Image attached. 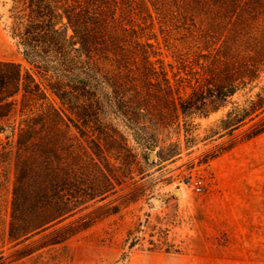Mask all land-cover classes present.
<instances>
[{"label": "rangeland", "instance_id": "1", "mask_svg": "<svg viewBox=\"0 0 264 264\" xmlns=\"http://www.w3.org/2000/svg\"><path fill=\"white\" fill-rule=\"evenodd\" d=\"M9 6L10 0H0V60L27 69L8 34ZM119 12L126 40L134 42L129 47L146 52L156 69L166 70L171 90L152 85L106 91L103 136L94 134L92 125L81 128L72 117L71 151H60L57 167L73 168L87 186L109 190L101 201H89L86 209L19 243L8 235L19 154L16 138H7L8 130L0 134V264H264V133L244 139L264 113L235 129H211L264 86V65L246 87L240 84L232 93L229 85L232 78L250 75L247 67L257 60L250 56L264 43V16L250 37L233 41L207 38L203 30L211 24L208 18L184 21L171 1L156 12L131 0ZM118 96L124 105L137 102L166 143L180 144L173 161L154 166L155 151L149 159L140 156L116 115V103L111 106ZM180 104L188 108V118ZM123 137L130 153L118 149ZM186 139L196 141L187 146ZM231 144L235 146L225 151ZM138 165L143 177L137 174ZM151 224L165 231L168 247L152 248L147 234ZM18 226L17 232L25 228L20 222ZM129 230L133 234L128 238ZM54 240L60 243L51 244Z\"/></svg>", "mask_w": 264, "mask_h": 264}, {"label": "trees", "instance_id": "2", "mask_svg": "<svg viewBox=\"0 0 264 264\" xmlns=\"http://www.w3.org/2000/svg\"><path fill=\"white\" fill-rule=\"evenodd\" d=\"M129 1L10 0L8 34L29 65L24 69L20 64L0 60V134L8 130L6 137L16 138L19 154L8 234L17 243L86 209L89 201H101L109 190L106 186H87L73 168L57 167L60 151H71L69 121L72 117L81 128L92 125L93 133L103 136L102 107L106 91L122 93L135 91L137 86L152 85L171 90L166 70L156 69L146 52L138 54L129 47L134 42L126 40L127 28L119 12L121 5ZM137 1L147 11L151 6L156 12L164 2L171 1L181 10L184 21L196 16L208 18L211 24L203 30L207 38L225 37L235 41L250 37L255 22L264 16V0ZM254 54L250 57L257 60L247 67L250 75L232 78L229 84L232 93L240 84L246 87L256 79L254 74L264 65V43ZM114 103L119 109L116 115L123 121L141 157L147 155L149 159L148 155L155 151L156 160L151 164L160 166L179 155L180 144H168L161 139L157 124L144 116L137 102L124 105V99L119 97L111 102L112 107ZM180 107L184 118H188L185 112L188 108L181 104ZM262 113L264 86L254 97L249 96L244 106L228 111L211 129L216 125L235 129L246 119L254 121ZM80 127L79 132L83 133ZM262 133L264 118L254 123L244 139L250 140ZM122 139L118 149L129 152L128 142ZM195 141L186 139V145ZM234 146L231 144L225 151ZM95 147L100 151L98 145ZM137 169V174L143 177L145 171L139 165ZM103 177L109 183V178ZM19 222L25 226L21 232H17ZM157 227L147 226L149 243L153 249L168 247L165 231ZM156 233L158 239L154 241ZM132 234L129 230L128 238ZM56 243L60 240L51 244ZM164 249L171 252V248Z\"/></svg>", "mask_w": 264, "mask_h": 264}, {"label": "built area", "instance_id": "3", "mask_svg": "<svg viewBox=\"0 0 264 264\" xmlns=\"http://www.w3.org/2000/svg\"><path fill=\"white\" fill-rule=\"evenodd\" d=\"M196 189H197L198 191H200V190H201V188H200L199 186H197V187H196Z\"/></svg>", "mask_w": 264, "mask_h": 264}]
</instances>
